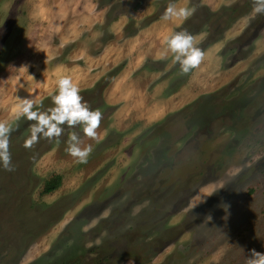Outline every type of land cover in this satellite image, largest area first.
<instances>
[{"label":"rangeland","instance_id":"1","mask_svg":"<svg viewBox=\"0 0 264 264\" xmlns=\"http://www.w3.org/2000/svg\"><path fill=\"white\" fill-rule=\"evenodd\" d=\"M168 2L0 0V120L17 96L53 107L62 74L102 114L95 138L65 124L27 148L35 121H15L0 264H246L264 253V13L255 0H175L194 11L171 33L204 52L182 73L165 44L150 62L131 38ZM72 133L93 146L85 163L66 151Z\"/></svg>","mask_w":264,"mask_h":264},{"label":"clouds","instance_id":"2","mask_svg":"<svg viewBox=\"0 0 264 264\" xmlns=\"http://www.w3.org/2000/svg\"><path fill=\"white\" fill-rule=\"evenodd\" d=\"M193 11L194 9L187 6L177 7L175 0H169L160 18L164 21L170 19L182 21ZM253 11L264 13V0H255ZM195 39L186 30L174 31L164 38L166 52L172 54V61L179 64L182 73H188L196 68L204 58V52L196 46ZM16 99L13 118L0 120V168L6 171L13 170L9 141L15 121L21 117L35 121L30 125L29 136L24 142L26 148L31 147L41 135L48 138L59 137L63 132L62 125L65 124L80 125L86 137L95 138L97 136L96 129L100 124L101 111L89 107L70 75L62 74L58 77L56 92L51 97L54 106L46 111L34 108L36 101L33 98L17 96ZM66 143V151L75 157L78 163H85L93 150L91 144L81 146L82 142L76 133L70 134ZM227 207L228 205L225 204L224 208L227 209ZM207 219L211 220V216L209 215ZM246 264H264V253L250 250V255L246 257Z\"/></svg>","mask_w":264,"mask_h":264},{"label":"crops","instance_id":"3","mask_svg":"<svg viewBox=\"0 0 264 264\" xmlns=\"http://www.w3.org/2000/svg\"><path fill=\"white\" fill-rule=\"evenodd\" d=\"M175 22H176V19H170L168 21H164L161 19L155 20L148 26V28L140 29L136 35L135 34L131 35L132 36L131 38H134L133 40H136L135 44H142L143 46L147 45V47L150 49L151 57L149 58L152 59L150 60V62H157L160 60L162 51L160 52L158 51V49L162 50V46L164 45V38L171 33V28H174L176 26ZM204 36L205 35H202L199 38L200 42H202V40L207 35L205 37ZM135 49H138V47ZM148 52L149 51H145L146 55L148 54ZM159 53L160 55H157Z\"/></svg>","mask_w":264,"mask_h":264},{"label":"trees","instance_id":"4","mask_svg":"<svg viewBox=\"0 0 264 264\" xmlns=\"http://www.w3.org/2000/svg\"><path fill=\"white\" fill-rule=\"evenodd\" d=\"M59 184H60V177L59 176H55V177L49 179L47 182H45L42 193L43 194H49V193H51L52 191H54L55 189H57V187L59 186ZM89 253L92 254V249L89 250ZM79 259H76L77 260L76 261L77 263L79 262ZM69 260H70V258L67 259L66 261H64L63 263L64 264H68ZM80 260L82 261V258ZM100 261H102V260H100Z\"/></svg>","mask_w":264,"mask_h":264}]
</instances>
